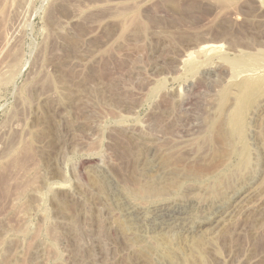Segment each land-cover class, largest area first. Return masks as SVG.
<instances>
[{"label":"rangeland","instance_id":"obj_1","mask_svg":"<svg viewBox=\"0 0 264 264\" xmlns=\"http://www.w3.org/2000/svg\"><path fill=\"white\" fill-rule=\"evenodd\" d=\"M0 264H264V0H0Z\"/></svg>","mask_w":264,"mask_h":264},{"label":"bare ground","instance_id":"obj_2","mask_svg":"<svg viewBox=\"0 0 264 264\" xmlns=\"http://www.w3.org/2000/svg\"><path fill=\"white\" fill-rule=\"evenodd\" d=\"M218 46V45H217ZM205 49H214L216 48V45H211V46H205L203 47ZM249 95L250 92L248 90H245V93L242 95V97L240 98V104L239 107L236 111L235 117L233 119V125L234 128L236 129V131L239 133V135H241L242 130H243V123H242V118L249 106ZM173 174V173H172ZM171 174V175H172ZM174 175V174H173ZM183 178V177H182ZM183 181V180H182ZM161 182V181H160ZM157 183V182H156ZM156 183L154 185H148L152 188H148L149 190H142L139 189L138 191L136 190L137 194H148L150 193V195L154 194L155 196H159V195H163L168 193L171 189H175L178 185L181 186V181L178 179V177H173V178H169L167 179V181H163L160 184ZM213 194L216 193L215 190L212 191ZM178 211V210H177ZM180 213V212H179ZM171 215V214H170ZM180 217V214H175V215H171V216H167L164 217L163 219V223H165L166 225L168 224L169 226L172 224H176V220ZM185 217V216H184ZM182 219V217H181ZM181 223V222H180ZM179 223V224H180ZM184 223V222H183ZM186 223V222H185ZM182 224V223H181ZM162 225V224H161ZM163 226V225H162ZM174 226V225H173ZM161 227V226H160ZM167 228V227H166ZM188 228V227H187ZM161 229V228H160Z\"/></svg>","mask_w":264,"mask_h":264}]
</instances>
